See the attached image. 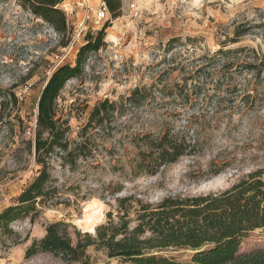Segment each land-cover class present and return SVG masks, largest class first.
Returning <instances> with one entry per match:
<instances>
[{
	"label": "rangeland",
	"instance_id": "1",
	"mask_svg": "<svg viewBox=\"0 0 264 264\" xmlns=\"http://www.w3.org/2000/svg\"><path fill=\"white\" fill-rule=\"evenodd\" d=\"M102 5L62 2L72 35L65 47L68 36L20 0H0V212L16 204L41 168L34 149L41 90L60 64H75L88 31L110 19L106 45L89 56L82 75L68 80L57 99V117L73 152L53 154L54 190L38 203L35 219L13 222L9 233L0 230V264H79L47 252L25 254L51 222L67 224L74 240L77 231L95 235L78 223L93 201L104 204L99 227L109 212L118 220L120 197L158 202L218 192L264 169V0H122L115 19L99 18ZM244 29L251 30L233 42ZM137 87V102L127 103ZM105 99L117 108L103 125L89 126L91 111ZM166 131L191 138L194 150L147 173L138 166L143 139ZM263 247L261 228L250 232L240 252ZM87 254L90 264L110 261L97 245ZM167 255L188 260L190 251Z\"/></svg>",
	"mask_w": 264,
	"mask_h": 264
},
{
	"label": "trees",
	"instance_id": "2",
	"mask_svg": "<svg viewBox=\"0 0 264 264\" xmlns=\"http://www.w3.org/2000/svg\"><path fill=\"white\" fill-rule=\"evenodd\" d=\"M64 0H20V4L49 23L63 37L64 46L72 41ZM113 19L122 14V0H103ZM89 30L85 43L77 52L75 64L62 63L50 75L40 92L34 139L38 175L17 197L16 204L0 212V230L12 232L13 222L39 214L38 203H45L53 192L50 160L56 151L66 156L73 152L66 138L67 129L57 117V99L70 79L82 75L89 56L106 45V29ZM251 29L237 30V42ZM223 52V51H221ZM263 65V64H262ZM253 68H257L256 65ZM140 93L135 88L125 99L134 103ZM17 101L15 93H11ZM117 108L116 101L105 99L91 111L89 126H101ZM84 142L76 145L80 149ZM145 149L139 152L138 166L150 174L177 162L191 153V138L169 131L156 138L143 139ZM65 156V157H66ZM51 196V195H50ZM108 221L97 227L95 235L76 232L74 240L67 224L48 223L46 234L27 249L29 258L39 252L61 256L65 261L90 264L87 249L99 246L110 261L103 264H264V247L241 253L243 240L250 232L264 229V169L250 171L229 188L195 195H169L158 202L145 201L133 195L118 199V220L109 212ZM170 250H188L190 258L179 260L167 255Z\"/></svg>",
	"mask_w": 264,
	"mask_h": 264
},
{
	"label": "bare ground",
	"instance_id": "3",
	"mask_svg": "<svg viewBox=\"0 0 264 264\" xmlns=\"http://www.w3.org/2000/svg\"><path fill=\"white\" fill-rule=\"evenodd\" d=\"M104 204L93 201L86 207L84 216L78 220V223L85 231L94 232L97 225L104 218Z\"/></svg>",
	"mask_w": 264,
	"mask_h": 264
},
{
	"label": "built area",
	"instance_id": "4",
	"mask_svg": "<svg viewBox=\"0 0 264 264\" xmlns=\"http://www.w3.org/2000/svg\"><path fill=\"white\" fill-rule=\"evenodd\" d=\"M109 14V11L107 9L106 4L103 2V5L101 6L100 10H99V18L102 19L104 17H106V15Z\"/></svg>",
	"mask_w": 264,
	"mask_h": 264
},
{
	"label": "water",
	"instance_id": "5",
	"mask_svg": "<svg viewBox=\"0 0 264 264\" xmlns=\"http://www.w3.org/2000/svg\"><path fill=\"white\" fill-rule=\"evenodd\" d=\"M46 83H47V82H46ZM95 231H96V230H95ZM95 231H94V232H95Z\"/></svg>",
	"mask_w": 264,
	"mask_h": 264
}]
</instances>
